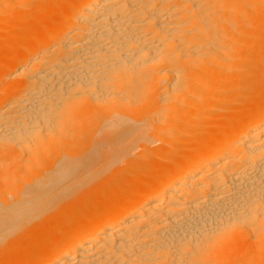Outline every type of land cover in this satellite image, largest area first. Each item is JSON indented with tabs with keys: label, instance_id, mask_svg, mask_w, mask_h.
<instances>
[{
	"label": "bare ground",
	"instance_id": "6f19581e",
	"mask_svg": "<svg viewBox=\"0 0 264 264\" xmlns=\"http://www.w3.org/2000/svg\"><path fill=\"white\" fill-rule=\"evenodd\" d=\"M0 264H264V0H0Z\"/></svg>",
	"mask_w": 264,
	"mask_h": 264
}]
</instances>
